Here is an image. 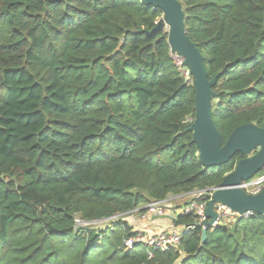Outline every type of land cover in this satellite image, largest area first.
Instances as JSON below:
<instances>
[{
  "label": "trees",
  "instance_id": "1",
  "mask_svg": "<svg viewBox=\"0 0 264 264\" xmlns=\"http://www.w3.org/2000/svg\"><path fill=\"white\" fill-rule=\"evenodd\" d=\"M178 1L217 77L222 144L238 125L264 129V0ZM162 14L140 0H0V264H264V214L254 212L221 220L204 241L188 229L151 257L123 248L127 213L217 187L247 156L199 162L192 75L174 64L164 30L146 34Z\"/></svg>",
  "mask_w": 264,
  "mask_h": 264
},
{
  "label": "water",
  "instance_id": "2",
  "mask_svg": "<svg viewBox=\"0 0 264 264\" xmlns=\"http://www.w3.org/2000/svg\"><path fill=\"white\" fill-rule=\"evenodd\" d=\"M162 11V16L151 31L164 30L170 54L182 56L184 65L193 78L195 113L188 128L192 141L198 148V160L207 167H217L226 163L236 152L247 156L239 159L234 169L226 173L215 188L212 198L206 202L207 220L203 222L201 240L207 236V229L214 226L218 214L213 210L215 203L227 206L232 211L243 214L247 211L264 214V187L255 194L241 188L243 181L253 178L264 167V129L254 123L236 126L222 144L221 136L211 117L212 87L216 76L208 79L204 58L196 45L185 33V13L178 0H140Z\"/></svg>",
  "mask_w": 264,
  "mask_h": 264
},
{
  "label": "built area",
  "instance_id": "3",
  "mask_svg": "<svg viewBox=\"0 0 264 264\" xmlns=\"http://www.w3.org/2000/svg\"><path fill=\"white\" fill-rule=\"evenodd\" d=\"M174 64L180 70L182 76L187 80L190 79L191 73L183 63V60L179 56H175L176 54H170ZM241 188L244 189L248 193H258L264 187V174L258 177H253L249 180L243 181L240 184ZM216 187H211L204 190H195L193 191V196L189 200V202L183 207L179 208L178 212L180 214L193 213L195 215L196 221L194 225H191L187 228H179L172 230H161L155 233H152L146 229H133L131 230V234L123 240V248L124 250H134L139 247H145L148 250V256L151 257L154 251H169L176 249L180 243L181 236L188 229H192L194 227H200L201 229H205L203 222L207 220V216L205 213L206 202L212 198V194ZM170 202L168 199H163L159 201H152L146 204L143 210L133 209L129 213L139 212L142 216L145 215H161L165 212L169 207ZM213 210L218 214V217L215 221L216 225L221 220H234L236 217L247 216L252 212L247 211L243 214H239L238 212L232 211L227 206H224L219 203H215L213 205ZM128 214V213H127ZM94 222H102L94 221ZM92 222V224H94ZM76 223L87 224L86 222H82L79 219H76ZM213 227V226H212ZM211 227V228H212ZM210 229V228H208Z\"/></svg>",
  "mask_w": 264,
  "mask_h": 264
},
{
  "label": "crops",
  "instance_id": "4",
  "mask_svg": "<svg viewBox=\"0 0 264 264\" xmlns=\"http://www.w3.org/2000/svg\"><path fill=\"white\" fill-rule=\"evenodd\" d=\"M180 197V196H178ZM180 204V203H178ZM177 204L170 206L165 210L162 215H145L139 213H128L124 216V220L129 224L130 228L137 229H146L152 233L166 230V229H179L178 227H174L172 224V218L175 216L176 212H178L179 208H176Z\"/></svg>",
  "mask_w": 264,
  "mask_h": 264
},
{
  "label": "rangeland",
  "instance_id": "5",
  "mask_svg": "<svg viewBox=\"0 0 264 264\" xmlns=\"http://www.w3.org/2000/svg\"><path fill=\"white\" fill-rule=\"evenodd\" d=\"M166 156H167L166 154H161V155H159L156 158H158V159H165ZM254 177H256V176H254ZM192 196H193V193L191 192V193H188V194L180 195V197L171 195V196H168L166 199H168V201L172 205H175V204H178V203L189 202V200L191 199ZM169 206H170V204H169ZM164 209L167 210L166 207ZM136 213H139V212H136ZM139 214H141V213H139ZM98 224H100V222H94V225L97 226ZM166 230H172V229H166Z\"/></svg>",
  "mask_w": 264,
  "mask_h": 264
},
{
  "label": "bare ground",
  "instance_id": "6",
  "mask_svg": "<svg viewBox=\"0 0 264 264\" xmlns=\"http://www.w3.org/2000/svg\"><path fill=\"white\" fill-rule=\"evenodd\" d=\"M175 56H179V55H175ZM182 60H183V62H184V59H183V57L182 56H179ZM189 69V68H188Z\"/></svg>",
  "mask_w": 264,
  "mask_h": 264
}]
</instances>
